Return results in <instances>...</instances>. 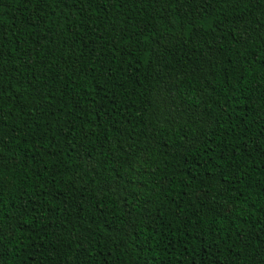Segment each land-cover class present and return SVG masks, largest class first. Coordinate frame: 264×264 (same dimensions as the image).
<instances>
[{
  "label": "trees",
  "instance_id": "1",
  "mask_svg": "<svg viewBox=\"0 0 264 264\" xmlns=\"http://www.w3.org/2000/svg\"><path fill=\"white\" fill-rule=\"evenodd\" d=\"M0 264H264V0H0Z\"/></svg>",
  "mask_w": 264,
  "mask_h": 264
}]
</instances>
